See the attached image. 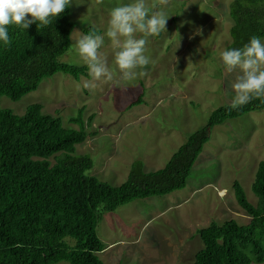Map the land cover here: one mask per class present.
I'll use <instances>...</instances> for the list:
<instances>
[{"label": "rangeland", "instance_id": "obj_1", "mask_svg": "<svg viewBox=\"0 0 264 264\" xmlns=\"http://www.w3.org/2000/svg\"><path fill=\"white\" fill-rule=\"evenodd\" d=\"M231 1L169 0L166 7L158 6L156 10L163 8L170 15L167 30L148 37L145 55L151 63L136 69L146 74L125 80L106 31L112 9L135 0H103L99 6L95 0H71L69 16L75 26L70 48L60 60L86 64L76 42L86 35L84 28L94 25L104 36L99 51L114 71L113 80L57 72L18 101L3 96L0 107L22 115L30 104L38 103L45 114L60 117L66 128L79 127L71 118L82 108L87 136L75 152L94 156L90 175L112 185L126 181L133 164L144 172L164 168L187 137L207 123L211 112L232 104L235 97L232 85L240 70L228 73L220 56L232 40ZM152 3L146 0L147 5ZM260 40L264 43V37ZM85 81L96 87L84 88ZM261 160L264 108L225 119L213 128L184 188L136 199L102 214L96 231L106 245L98 254L103 264H193L203 248L197 229L212 221H249L233 183L238 181L247 199L257 204L251 186ZM53 264L70 263L62 259Z\"/></svg>", "mask_w": 264, "mask_h": 264}, {"label": "trees", "instance_id": "obj_2", "mask_svg": "<svg viewBox=\"0 0 264 264\" xmlns=\"http://www.w3.org/2000/svg\"><path fill=\"white\" fill-rule=\"evenodd\" d=\"M69 8L52 17L48 26L38 27L39 22L27 29L14 23L7 26L11 43L5 46L0 41V101L3 96L18 101L57 72L75 78L89 75L87 64L60 60L70 48L75 26ZM229 13L232 40L226 50L243 48L252 36L264 37V0H232ZM91 29L83 31L87 35ZM262 108L264 102L258 98L235 109L231 104L218 106L164 168L144 172L133 164L126 181L112 185L90 175L94 156L75 152L87 136L82 108L71 118L79 127L66 128L60 117L45 114L38 103L30 104L22 115L0 107V264H53L62 259L70 264H103L98 254L106 245L96 228L104 212L184 188L213 128ZM251 187L257 204L247 199L238 181L233 183L235 198L249 221H212L197 229L203 248L193 264L264 263V160L258 163Z\"/></svg>", "mask_w": 264, "mask_h": 264}, {"label": "clouds", "instance_id": "obj_3", "mask_svg": "<svg viewBox=\"0 0 264 264\" xmlns=\"http://www.w3.org/2000/svg\"><path fill=\"white\" fill-rule=\"evenodd\" d=\"M70 3L71 0H0V41L5 46L10 45L8 25L14 23L27 29L32 23L39 22L38 27L48 26L52 23L51 18L58 17ZM95 3L99 6L103 0H95ZM167 5L169 0H153L151 6L146 0H135L112 9L106 35L117 49L115 61L123 79L133 80L146 74L145 71L138 73L136 69H145L151 63L150 57L145 55L148 37L159 36L167 30L170 15L163 8L156 10L158 6ZM136 33L142 34L141 37L136 38ZM103 43L104 36L97 34L94 25L89 34L82 35L76 42V51L87 64L93 81H111L114 77L107 58L99 51ZM220 56L228 73L240 70L232 85L235 97L231 108L243 106L253 98L264 102V43L252 36L243 48L224 50ZM83 87L94 89L96 85L85 81Z\"/></svg>", "mask_w": 264, "mask_h": 264}]
</instances>
